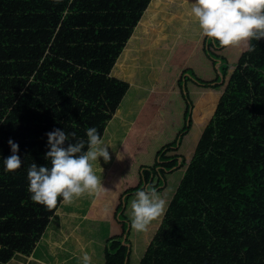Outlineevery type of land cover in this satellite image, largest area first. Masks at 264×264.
Masks as SVG:
<instances>
[{
    "label": "trees",
    "instance_id": "1",
    "mask_svg": "<svg viewBox=\"0 0 264 264\" xmlns=\"http://www.w3.org/2000/svg\"><path fill=\"white\" fill-rule=\"evenodd\" d=\"M90 1L106 13L98 20L90 17L91 28L81 36L64 22L55 48L71 63L55 58L56 69L48 76L39 71L36 78L43 80L38 83L28 81L35 61L22 66L11 47L14 61L3 62L11 48L0 46V264L16 253L30 254L56 209L34 203L27 191L29 166L48 164L46 133L64 130L70 140L65 146L87 141L89 127L102 135L128 88L110 69L149 0ZM45 7L44 16L55 23L58 14L48 13L52 5ZM99 21L102 25L95 27ZM250 43L255 51L246 46L230 68L226 56L213 50L219 42L208 40L207 55L214 64L219 62L220 75L200 81L216 86L221 76L224 85L191 157L170 153L175 142L165 143L152 164L140 166L133 192L142 182L144 188H160L166 171H183L136 264H264V40ZM9 139L19 144L23 161L13 172L5 171L3 164L12 154ZM123 240L111 237L105 254L132 264V246Z\"/></svg>",
    "mask_w": 264,
    "mask_h": 264
},
{
    "label": "rangeland",
    "instance_id": "2",
    "mask_svg": "<svg viewBox=\"0 0 264 264\" xmlns=\"http://www.w3.org/2000/svg\"><path fill=\"white\" fill-rule=\"evenodd\" d=\"M156 2L159 5L157 9L160 11L157 12V18L155 19L157 24L155 30H153L155 35L152 40H146L145 46L148 47L146 49L148 51L145 54L138 51L134 54L133 58L135 59L132 61L134 63L137 61L141 68L138 69V66H133V63L128 66L133 76L128 75L127 79H131L132 83L128 85L126 94L118 104V110L114 111L113 116L115 113L116 116L101 135L105 143L111 144L115 148L113 149L112 146L108 148L111 158L120 144L122 151H126L125 156L122 155L123 153L119 154L123 159L127 158L129 162L128 166L126 165V170H130L129 176L135 170L138 174V162H141L142 165L152 164L156 151L165 143L171 145L175 142V148L169 150V152L179 153L184 159L188 160L193 153L203 127L212 115L224 85H221V76H219V84L216 86H209V84L203 82L204 75L208 76L209 73L201 67L198 68L193 65V61L190 60L191 52L188 53L190 48L188 43L193 39L200 40L199 51L196 52L205 56L215 65L216 74L212 79L218 76L217 73L220 75L219 62L217 61L214 64L207 55L208 49L206 46L210 39L201 35L198 22L191 14L190 9L193 1L153 0L152 4ZM180 35L190 40H185L182 45L180 43L175 49L177 44L174 45L173 40ZM183 37L182 39H184ZM245 47L244 43L227 48L219 45L217 49L214 48L213 50L219 54H224L228 66L231 68V66L233 67L232 64L237 62L241 50ZM148 61H152L154 65L147 63ZM160 62L164 63L163 70L160 69ZM150 65L152 69H150ZM183 66L185 68H181ZM160 74L162 75L161 78H159ZM200 79L203 81H200ZM166 81L168 83L165 86ZM152 87L155 89L152 90ZM167 87L168 90L166 91ZM158 89H161L162 93ZM192 105L193 109H191ZM145 123H148L147 130L143 129ZM128 125L132 128L129 129L128 133H125ZM142 130H144V134H138ZM92 163L97 176L98 173L102 175L105 171L115 172L117 169L116 164L105 165L107 162L104 161L103 157ZM102 164L103 166H101ZM182 171L183 167L166 171L164 174L165 181L160 184V188H156L161 197L166 200V207L178 184ZM121 178L126 179L127 176L123 174ZM139 179L138 175L131 186L132 188H127V192H124L125 189L121 190L120 196L117 198H114L112 193L113 201L111 197L106 203V207L115 212L112 234L117 232L116 236H120L122 240L128 238L132 243L129 254V262L132 264L138 262L150 234L154 232L155 227L159 225L161 220V217H159L157 220L152 221L145 232H136L130 227L131 201L135 198L134 194L138 190L145 189L142 182L138 190L132 191L139 184ZM89 200L90 195L89 197L74 199L71 204L60 201L62 206L58 214L54 219H52V216L50 217L48 223H51L46 234L41 235L38 241V249L40 252L48 254L56 264H82V250L92 257V264H102L105 246L111 240L109 234L110 220L103 219V222L101 220L99 222L86 220L80 223L79 215L69 212L71 208H82L83 205L85 207V202L87 203ZM79 223L80 226H75ZM66 236H68V240L62 247L55 246L49 241L50 238L64 241ZM78 239H82L83 246L76 245ZM95 246L97 254L92 251ZM36 254H39V252Z\"/></svg>",
    "mask_w": 264,
    "mask_h": 264
},
{
    "label": "crops",
    "instance_id": "3",
    "mask_svg": "<svg viewBox=\"0 0 264 264\" xmlns=\"http://www.w3.org/2000/svg\"><path fill=\"white\" fill-rule=\"evenodd\" d=\"M89 2H91V5L89 4ZM58 3L61 4V7H55V5ZM152 3L153 0L148 1L147 6L144 8L138 21L133 26L130 36L124 42L120 52L115 57L114 62L110 69L111 76L125 80L128 83V85L132 83V80L127 79V76L128 75L133 76V74L129 71L130 69H128V66H130L133 63L134 64L133 66L135 67L138 66V69L141 68L137 61L136 63L132 61L135 59L133 58L134 54H136L137 51L141 53L143 52V54H145V52L148 51L146 50L148 47L145 46L146 40L148 41L152 40V38L155 35V32L153 31L157 26V24L155 23V19L157 18V12L160 10L157 9L159 6L157 2L155 4ZM46 4L53 6L51 9H49L48 13L54 16L55 13L58 14L55 23L48 21L44 16V14L46 13V7H45ZM98 4H95L93 1L90 0H59V2H56V0H0V46H8L10 48L14 47V50L16 51V54L18 56L17 61L21 63L22 66H24L23 63L26 62L30 63L35 61L36 63L33 66V72L28 76V81L35 80L38 83L39 81L43 80L44 75L48 76V72L50 70L56 69L55 63L57 62L55 58H59L66 62L71 63V60L67 57V55L65 56L64 53H61L60 51L57 52L55 48L54 39L57 36V33L59 32L64 22L68 20L69 23L68 28L71 26V29H73L74 31H79L81 36V34L83 33L82 31L91 28L90 23H87L90 22L89 21L90 17L96 16L97 20L102 19L99 15L106 13V11L102 9V6ZM102 23L103 22L99 21V23L97 24L94 23V26L97 27L99 25H102ZM47 30L51 31L48 37L45 36V31ZM182 37L183 36L180 35L178 36V38L176 37L174 38L173 40L174 45L177 44L175 49L178 47L180 43H181L180 45H182V43L185 40L186 41L190 40L184 37H183L184 39H182ZM199 41L200 40L193 39V41L188 43V46L190 47L188 53L190 54L191 52L190 60L193 61L192 63L193 65H195L198 68L201 67L202 69L206 70L207 73H209L208 76H206V74L204 75L203 78L204 80H211L216 74L215 65H213V63L209 61L205 56L198 54L196 52L197 50L199 51V46H200ZM71 44L73 43L70 42L68 45ZM15 46H19V47L22 46V48H16ZM30 47H32L33 49V51L31 52H29ZM25 49L26 50L28 49V51H25ZM5 54H7L8 56L4 59V61L2 58L1 61L3 62L14 61V51L12 48L10 51H7V53ZM147 63H151V65H154L152 61H148ZM151 65H150V69H152ZM160 65H161L160 69L163 70L164 63L160 62ZM181 68H185V67L183 66ZM39 71H41L40 75L43 76L37 79L36 75L39 73ZM213 72L215 73L213 74ZM161 74L159 78L162 77ZM49 82L50 81L47 79V83ZM167 83L168 81H166L165 86L167 85ZM168 87L166 88V91L168 90ZM153 89L155 88L152 87V90ZM158 90L160 93H162L161 89ZM125 94L126 92L124 93V95ZM124 95L122 96V98L124 97ZM118 106L117 109H115V111L118 110ZM191 109H193V105ZM115 116L116 113L114 116L112 115L106 121L103 131L107 130V128L109 127V123L112 121V119ZM130 125L127 126L125 133H128L129 129L132 128L133 124L132 126ZM147 127H148V123H145V125H143V129L147 130ZM138 134L143 135L144 130L139 131ZM111 141L113 142L112 139ZM118 153H123L122 155L125 156L126 151L125 152L122 151L121 144L116 148V152H114V155L111 158V160L105 164V165L116 164L117 165L116 171L115 172L105 171V173H102V175L98 173V177L101 180V186L99 190L96 193L90 195V200L87 203L85 202V207L83 205L82 208L80 207H76V209L71 208L69 211V212L77 213L79 215V218L81 219L79 221L80 223L86 220H91L96 222H99V220H101V222H103V219L104 220L109 219L110 237L116 235L117 232H114L112 234L113 226H114L113 218L115 212H112L113 211L112 209L106 207L107 200L112 197V193L114 195V198L120 196L121 190L124 189L126 190L127 188H130L135 178L139 175L138 168H137L138 174L136 173L135 170L133 174L131 172L130 176L128 175L130 170H126V169L128 166L127 164H129V162L127 158L124 159L123 157L115 158V156H117ZM138 163H139L138 167L140 168L142 164L141 162ZM101 166H103V164ZM123 174L127 176L126 179L121 178ZM83 197H89V194L86 193L80 198ZM61 201H63V199ZM112 201H113V197H112ZM61 206L62 203L60 202L52 214V219H54L55 216L58 214ZM50 223L51 222L47 223L41 235L46 234V231L48 230ZM80 223L75 226H80L81 225ZM39 239L37 240L30 254L16 253L4 264H56L50 259V256L48 254H46L45 252H40V250L38 249ZM67 240H68V236L65 237L64 241L53 238H50L49 241L51 242V244L55 246L62 247L63 245H65V242ZM76 243H77L76 245H81V246L84 245L82 239L81 240L78 239ZM123 243L132 246V243L129 241L128 238H125L123 240ZM92 251L96 252L97 254L96 246L95 248H92ZM38 252L39 254H36ZM104 263L120 264V259L118 257L108 256L104 252V260L102 261V264Z\"/></svg>",
    "mask_w": 264,
    "mask_h": 264
},
{
    "label": "clouds",
    "instance_id": "4",
    "mask_svg": "<svg viewBox=\"0 0 264 264\" xmlns=\"http://www.w3.org/2000/svg\"><path fill=\"white\" fill-rule=\"evenodd\" d=\"M190 11L198 22L201 35L218 41L222 47L244 43L248 51H255V45L250 41L264 40V0H193ZM46 135L49 150L44 155L48 164L38 166L33 163L27 169L30 199L53 211L60 197L64 203L71 204L86 193H96L101 180L92 162L100 157L105 162L110 161L108 148L112 145L105 143L95 127L86 129L87 141L69 142L67 146L65 142L70 140L64 130L56 128ZM8 143L12 154L3 158L4 170L13 172L23 161L18 155L19 144L12 139ZM117 157L120 158L119 153ZM134 195L130 227L136 232H145L152 221L164 215L167 202L151 186ZM82 253V264H92V257L86 251L82 250Z\"/></svg>",
    "mask_w": 264,
    "mask_h": 264
}]
</instances>
